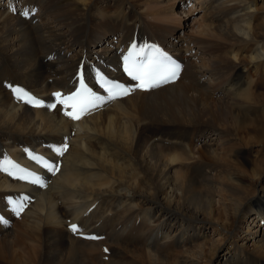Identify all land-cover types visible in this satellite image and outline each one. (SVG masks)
Wrapping results in <instances>:
<instances>
[{
    "label": "bare ground",
    "instance_id": "bare-ground-1",
    "mask_svg": "<svg viewBox=\"0 0 264 264\" xmlns=\"http://www.w3.org/2000/svg\"><path fill=\"white\" fill-rule=\"evenodd\" d=\"M15 1L23 7L17 14L11 0H0V168L41 156L51 164L41 188L0 170V264H264V165L247 155L243 162V138L194 116L211 93L201 84L227 78L220 102L231 116L263 110L252 89L264 78V0H193L226 30L217 35L231 49L216 67L194 63L191 44L162 11L145 18L160 24L154 34L137 18L145 13L140 3ZM176 1L184 0H169ZM25 11L33 13L26 18ZM149 44L183 63L175 83L118 99L101 92L79 119L55 102L54 94L73 92L80 76L91 85L106 76L121 80L120 55ZM197 49L205 53L203 43ZM10 86L44 104L30 107ZM194 126L196 151L179 136ZM239 162L248 168L236 169ZM9 199L23 209L19 217Z\"/></svg>",
    "mask_w": 264,
    "mask_h": 264
},
{
    "label": "rangeland",
    "instance_id": "rangeland-1",
    "mask_svg": "<svg viewBox=\"0 0 264 264\" xmlns=\"http://www.w3.org/2000/svg\"><path fill=\"white\" fill-rule=\"evenodd\" d=\"M79 1H81L82 4H88V1H91V0H79ZM126 1L129 4L132 2L130 5L131 7L133 6V8L135 9H140L136 6L138 3H140L143 6L141 10L144 9L145 13L141 15H137V18L138 20L146 21L145 24L146 25L148 24L147 26H149V28L152 30L154 34L159 33L158 27L160 26V24L157 25V21L154 22L150 18L149 19H145V18L149 16L158 18V14H159L158 11H162L160 12L159 16L160 18H164V19L166 18L165 22H167L168 19L171 20V18H173V27L179 28V35L181 37H184V39L191 44V45H188L191 48L189 54L191 55L195 54L194 56L195 61L191 60V62L194 61V63L195 62L199 63L200 61H202L209 66L216 67L220 64L219 59L222 57L223 53L231 49L230 44L226 40L221 41L223 38H219V35H217L220 33L225 34L226 30H224L223 28L220 29V27L216 25L213 19H211V16L208 14L209 11H206V9L203 8L205 7L206 4L202 6L200 9V5H198L193 0L176 1L175 4H178V5H175L172 2L170 3L169 0H126ZM11 3L14 4L16 7V10H17L16 14L18 13V11L23 9V7H21L20 5V1L11 0ZM7 5L8 3H6L3 6L4 10H6L5 7H7ZM102 6H104V4H102ZM25 8L27 10H31V11L33 10L34 12L38 10V7H35L34 5H30ZM169 11L172 12L171 17H169L170 16V14L168 13ZM29 13L31 14L33 12H29ZM28 19H26L25 22H28ZM166 27L163 28V31L165 32L164 35H166L168 31H170V29ZM199 32H204L203 37L200 36V34H197ZM4 34L5 32L2 29H0V35H4ZM189 36H191V38ZM201 43H203L205 53H203V51H201L200 49H197V46L201 45ZM244 55L245 56L242 57V61L246 63L245 61L247 58L246 57L247 54L244 53ZM79 64H80V61L78 65ZM83 66L85 68L84 62H83ZM222 66L223 68H226L225 76L227 77L229 74L228 68L230 66V61H225L224 63H222ZM246 75H250L251 77H253V72H251V69L247 70ZM255 78L256 76L253 77V79ZM228 80H229L228 78H227V81L225 79L226 82H228ZM221 81H222L220 82L221 85L216 84V86H213L210 84H201V86L203 85L202 88H206L209 85L208 88H209V91H211V93L209 92V99H205V97H204V100L202 99L203 109L199 108L198 113L194 114L195 120L199 121L200 119L202 120V118L208 117V119H210L213 123L220 124L222 126V129L225 130L226 133L232 132L233 135H236L237 137L239 136L238 138L240 140L243 138L241 141L244 142L247 145V147H249L247 149H243L242 151L243 157H244L242 159L243 162L246 161L245 155H247L249 162L251 161L254 162L255 159H258L264 165V78L261 77L260 79H257L256 82L260 81L261 85L259 83L255 85L254 83V88L252 89L253 91H255L253 93L258 94L256 97L259 96L260 98L259 100L263 102V110L261 108H258L257 110L259 111V113L257 114L251 113L249 117H245V118L240 117V115L238 117L236 116L233 117L234 115L231 116L229 109L225 108L222 102H220V98H223V97H221V92H219V90L221 87H223L222 83H225L224 79ZM217 90L219 93L216 92ZM193 96L195 97L196 95L192 94V97ZM251 118H253L252 121L249 120ZM244 121H247V122H244ZM196 128L195 126H194V129L192 128L193 130L191 128H186L187 131H184L182 134L179 135L180 138L184 139L187 145L191 149H193V151H196L195 149H197V147L200 146V144H197L195 141V137L198 134L197 131H194L196 130ZM198 128H200V125H198ZM234 130L236 131V133ZM177 132H182V130L177 131ZM239 144L242 145L241 142H239ZM231 153H232V150H231ZM228 160H230L231 164H234L231 158H228ZM247 166L245 163L239 162L238 166L235 165L234 167L240 170L241 168H246ZM67 225H70V222L69 223L67 222Z\"/></svg>",
    "mask_w": 264,
    "mask_h": 264
},
{
    "label": "snow or ice",
    "instance_id": "snow-or-ice-1",
    "mask_svg": "<svg viewBox=\"0 0 264 264\" xmlns=\"http://www.w3.org/2000/svg\"><path fill=\"white\" fill-rule=\"evenodd\" d=\"M22 15L27 18L29 13L25 11ZM132 47L135 49L136 46L133 45ZM155 51L157 53L155 56L146 59L134 60V56L140 55V53L136 52H130L128 57H126V64L128 66L125 67V72L132 80L139 82L138 87L142 90H148L158 87L160 84L170 82L178 76L180 71V65L172 61L167 54L160 52L159 49H156ZM141 52H144V49H141ZM12 90L18 100H22L24 103L32 104L34 106H40L41 102L35 97H32L24 89L12 87ZM105 91L112 95V98H115L117 95H126L129 90L125 88L124 85L110 82V86L105 87ZM54 95L59 99V103L65 107H71L75 110L79 104L78 111H75L74 113H66V115H70L72 119H79L82 113L89 110V104L100 99L87 88H82L81 92L68 96L66 99H64L60 93H55ZM85 97L87 98L86 100ZM54 106L55 105H50V107ZM0 170L3 169L0 168ZM0 222L6 221H3L2 218H0Z\"/></svg>",
    "mask_w": 264,
    "mask_h": 264
}]
</instances>
